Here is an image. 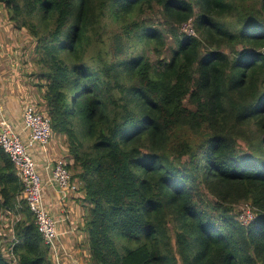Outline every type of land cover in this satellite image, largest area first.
I'll return each instance as SVG.
<instances>
[{
	"label": "trees",
	"instance_id": "trees-1",
	"mask_svg": "<svg viewBox=\"0 0 264 264\" xmlns=\"http://www.w3.org/2000/svg\"><path fill=\"white\" fill-rule=\"evenodd\" d=\"M0 8L34 41V104L83 192L90 264H264V0ZM21 194L0 147V264H53Z\"/></svg>",
	"mask_w": 264,
	"mask_h": 264
},
{
	"label": "built area",
	"instance_id": "built-area-1",
	"mask_svg": "<svg viewBox=\"0 0 264 264\" xmlns=\"http://www.w3.org/2000/svg\"><path fill=\"white\" fill-rule=\"evenodd\" d=\"M183 30L185 33H192L191 27L184 29V24ZM22 121L21 131L25 136L16 129L0 105V147L9 156L21 180V196L34 215L35 225L43 243L48 246L53 264H64L63 256L67 252L58 230L60 219L50 213V208L44 201L43 183L38 164L29 152L30 147L43 148V145L48 142L51 134L49 119L36 108L34 102L29 101L24 103ZM51 179L60 191L63 192L69 188L70 174L61 163L51 167ZM245 213L250 222L254 216L248 211Z\"/></svg>",
	"mask_w": 264,
	"mask_h": 264
},
{
	"label": "crops",
	"instance_id": "crops-1",
	"mask_svg": "<svg viewBox=\"0 0 264 264\" xmlns=\"http://www.w3.org/2000/svg\"><path fill=\"white\" fill-rule=\"evenodd\" d=\"M2 47L4 53L5 49ZM5 54H9L6 52ZM7 63V61L5 62ZM12 69L9 65L4 66L0 63V105L4 108V113L14 123L23 136L22 129V106L23 100L20 96H15V89L11 85L12 96L3 93L8 87L9 82H4L5 74ZM13 77L7 79L12 84ZM42 90V89H41ZM11 98H15L12 101ZM21 101V103H20ZM16 103H20L17 106ZM41 148V149H40ZM30 147L29 152L38 164V170L41 174L43 183L44 201L50 208V213L60 219L58 230L61 234V240L66 247L67 257L71 262V258L81 259V263L90 264L87 254L86 232L82 230V219L84 208L81 203L83 192L76 189L74 183L69 182V188L65 191H60L57 184L51 179V167L55 162L67 164L71 163V158L68 156L65 145L60 136L51 138L49 147L43 145L40 147ZM64 221V222H61ZM71 257V258H70Z\"/></svg>",
	"mask_w": 264,
	"mask_h": 264
},
{
	"label": "rangeland",
	"instance_id": "rangeland-1",
	"mask_svg": "<svg viewBox=\"0 0 264 264\" xmlns=\"http://www.w3.org/2000/svg\"><path fill=\"white\" fill-rule=\"evenodd\" d=\"M7 13L4 9L0 8V44L5 49V53L9 52V54H5L2 47H0V63L4 66L9 65L10 69L7 74H5L4 82H9L8 87L5 88L3 93H7L9 96H12L13 93L11 92V85L16 90L15 96L22 97L20 103L22 106V109L24 107L25 102H39L40 93L41 91H38L37 89V82L34 77V64L32 61L34 60L35 56L33 51V47L30 49L28 48L29 44H34V41L31 40V36L25 31L12 29L11 23L8 22L7 19ZM188 27H191L193 30V27L189 22H186L184 24V29H187ZM181 30H183V25L181 26ZM185 32V31H184ZM7 61V63H5ZM13 77L12 84L10 81H7V79L10 80V78ZM31 83V84H30ZM34 85V86H32ZM12 101H15V98H11ZM20 103H16L17 106H19ZM51 143V137L49 138L48 142H46V147H49ZM63 164V163H62ZM241 212L238 215V219L241 221L242 224H245L249 222L248 216L245 212H249L251 214V210L249 207L245 204H242L240 206ZM5 216L4 212H2ZM9 219L11 218L8 217ZM14 220V219H11ZM1 241L3 245L5 244V238H1ZM4 254L7 256L9 253L6 251L5 247L3 248ZM89 254L87 249V254ZM71 258V257H70ZM63 263L64 264H83L81 263V259L78 258H71V262L68 260L67 257L63 256Z\"/></svg>",
	"mask_w": 264,
	"mask_h": 264
},
{
	"label": "clouds",
	"instance_id": "clouds-1",
	"mask_svg": "<svg viewBox=\"0 0 264 264\" xmlns=\"http://www.w3.org/2000/svg\"><path fill=\"white\" fill-rule=\"evenodd\" d=\"M1 97V96H0ZM23 111V110H22ZM57 163H59V162H55L54 164H53V166L55 165V164H57ZM62 164V163H61ZM62 165H64V164H62ZM65 167V166H64ZM66 168V167H65ZM5 213V212H4ZM6 214V213H5ZM253 215V214H252ZM254 216V215H253ZM11 219H14V216L12 215L11 216V218L9 219L8 217H7V215L5 216L3 213H1L0 214V233L1 234H3V233H5L6 232V228L7 227H9V224L13 221V220H11ZM10 222V223H9ZM7 224V226H5Z\"/></svg>",
	"mask_w": 264,
	"mask_h": 264
},
{
	"label": "bare ground",
	"instance_id": "bare-ground-1",
	"mask_svg": "<svg viewBox=\"0 0 264 264\" xmlns=\"http://www.w3.org/2000/svg\"><path fill=\"white\" fill-rule=\"evenodd\" d=\"M42 180V179H41Z\"/></svg>",
	"mask_w": 264,
	"mask_h": 264
}]
</instances>
